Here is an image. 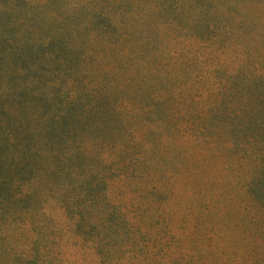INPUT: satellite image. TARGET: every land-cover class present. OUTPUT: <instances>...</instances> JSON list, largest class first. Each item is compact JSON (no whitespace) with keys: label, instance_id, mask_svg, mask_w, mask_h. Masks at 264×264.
Here are the masks:
<instances>
[{"label":"rangeland","instance_id":"1","mask_svg":"<svg viewBox=\"0 0 264 264\" xmlns=\"http://www.w3.org/2000/svg\"><path fill=\"white\" fill-rule=\"evenodd\" d=\"M128 52L164 69L159 80L134 72L129 93L179 98L198 126L215 116L216 140L227 124L239 142L264 135V0H0V252L30 264H264L253 162L238 171L223 157L212 173L186 147L174 176L162 166L139 189L113 183L82 204L62 187L75 102L103 113L109 82L124 96Z\"/></svg>","mask_w":264,"mask_h":264},{"label":"trees","instance_id":"2","mask_svg":"<svg viewBox=\"0 0 264 264\" xmlns=\"http://www.w3.org/2000/svg\"><path fill=\"white\" fill-rule=\"evenodd\" d=\"M122 60L129 63L122 73L123 76H127L128 81L126 90L122 89L124 96H119L117 86L114 87L109 82V91L101 96L107 102V110L103 113L100 107L94 108L80 98L79 102L76 101L77 98L74 100L76 106H82L75 118L77 120L74 130L75 141L71 148H66L61 154L56 168L60 176L65 175L72 179L70 184L62 186L76 193L77 198L72 201L86 203L87 196L93 198V192L102 188L110 190V186L117 182L139 189L140 186L137 184L139 179L141 181L143 177L147 179L149 176L153 177L156 171H162L164 169L162 166L165 165L171 170V176H174L175 167H178L177 160L183 155L188 156L183 151L187 147L197 157L196 162L206 163L208 172L212 173H215L214 170L222 172L220 163L223 157L234 159L237 168L240 169H237L238 171H242L246 165L253 162L254 168L250 165L246 171L249 176L246 182L247 200L257 211L264 210L262 132L257 138L244 135L239 142L233 139L234 125H219L220 132L223 128L227 129L230 136L225 141L224 136L216 140L211 134L212 123L217 122L214 120L215 116H209L201 126H198L195 125L190 110L182 108L185 104L179 98L170 95L166 97L146 95L142 100L137 96L143 94L140 93L139 87L137 89L139 94H136V89L132 94L129 93L128 89L138 83L135 76L139 72L144 71L150 78L159 80L164 78V69H157L150 60L142 62L141 58L130 52L124 53ZM165 73L171 72L165 69ZM130 74L131 78L128 76ZM260 131L264 132V129ZM223 134L227 135L226 132ZM82 140L85 142H81ZM176 140L184 144L178 145ZM213 165L217 166L214 170ZM184 166L186 165H183L184 171L190 172V168ZM198 171L200 172V168L193 172ZM19 175H22L21 172ZM18 176L14 178L13 184L21 183ZM206 185L211 189L218 183L208 179ZM161 189L159 185L144 188L148 193L170 188L166 186ZM252 196L256 199L252 200ZM103 207L100 206L101 209ZM4 256L10 259L8 263L11 264L14 261L18 264H30L25 257L13 253L12 250L10 252V249L0 252V258Z\"/></svg>","mask_w":264,"mask_h":264}]
</instances>
